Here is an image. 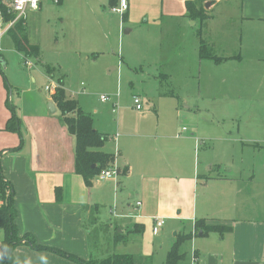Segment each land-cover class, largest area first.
I'll use <instances>...</instances> for the list:
<instances>
[{"label":"crops","instance_id":"1","mask_svg":"<svg viewBox=\"0 0 264 264\" xmlns=\"http://www.w3.org/2000/svg\"><path fill=\"white\" fill-rule=\"evenodd\" d=\"M138 1L129 0V9ZM187 2H193L196 12L204 9L207 17H196V12L191 15ZM145 12L154 13L161 40L173 30L177 33L172 50L165 54L166 60L174 62L160 66L163 79L174 71L200 70L202 77L204 71L218 70L224 87L220 96L241 109L237 116L245 118L246 110L258 114L257 109L264 105V0H205L204 4L202 0H159L147 5ZM187 25H199V31H189ZM132 30L127 28L125 33ZM27 37L37 45L32 33L27 31ZM202 39L221 61L200 57ZM0 60L6 66L2 55ZM21 60L32 74L33 62L28 67L23 54ZM50 77L54 81V75ZM31 80H35L33 75ZM52 84L69 93L62 79ZM53 94L49 91L48 104L40 102L21 114L8 99V110L0 112V161L14 188L16 226L21 235L32 234L43 246L88 260L95 257L94 243L99 245L102 239L94 241L92 231L101 227L106 236H114L116 242L125 245L141 239L142 252L134 255L153 264L154 256L145 248L146 234L151 226L156 227V219L162 218L165 222L158 233L175 230L173 244L180 232L192 231L189 264H264V164L225 162L230 160V153L243 155L246 148L264 152V134L249 132L248 136L236 137L210 132L201 137L189 134L185 127L179 135H169L159 130L141 131L136 126L113 136L114 150L106 145L110 136L94 126L106 137L100 150L113 157L109 167H117L119 176L117 180L96 177L88 184L76 171V137L64 117L54 115L61 110ZM51 101L55 112L49 108ZM11 106L19 120V130L15 131L7 129ZM218 140L224 144L226 158L205 159L201 166L197 147L212 145V150ZM88 219L93 221L92 228ZM199 219L231 228L223 236L217 232L196 234ZM2 240L0 231V248ZM14 254L19 264H80L54 250H35L27 244L18 246Z\"/></svg>","mask_w":264,"mask_h":264},{"label":"rangeland","instance_id":"2","mask_svg":"<svg viewBox=\"0 0 264 264\" xmlns=\"http://www.w3.org/2000/svg\"><path fill=\"white\" fill-rule=\"evenodd\" d=\"M158 2L139 0L121 15L111 12L110 0H63L60 4L43 0L41 10L28 13L27 18V31L32 33L39 47V56L29 57L34 64L32 74L22 65V54L16 51L9 33L0 40V53L6 61V66L1 65L0 70V112L8 110V99L20 114L25 109L33 110L40 102L48 104L46 86L62 79L69 89L68 94L92 116L95 128L110 136L106 145L114 150L113 136L119 130L129 131V127L136 126L141 131L159 130L169 135H179L184 127L189 134H201V137L210 132H214V136L236 137L248 136L249 132L258 133L256 136L264 134V105L257 109L258 114L255 110H246L245 118L238 117L241 109L220 96L224 87L218 70L204 71L202 77L200 70L170 72L167 80L160 76L164 72L160 70L162 62L165 65L174 62L166 60L165 54L172 50L177 33L173 30L165 36V41L161 40L162 31L154 23V13L145 12L147 5ZM148 16L149 20L145 21ZM3 27L0 11V32ZM127 28H132V32L126 34ZM186 28L199 31V25ZM52 74L54 81L50 77ZM244 83L243 80L242 86ZM57 86L52 85L54 94ZM71 92H76L75 96ZM134 95H140L143 110L135 108ZM102 96L106 97L105 101ZM54 115L63 116L62 112ZM211 146L199 144L197 147L196 157L201 166L207 162L205 159L226 158L221 140L216 141L215 149L210 150ZM228 158L226 164H264V152L248 148L243 155L230 153ZM87 222L92 228L93 221L88 219ZM103 232L105 229L101 227L92 231L94 241L102 238L99 245L93 241L95 258H104L114 252H142L141 239L125 245L116 242L114 236L102 235ZM174 232L158 233V229L151 226L146 234L145 248L154 256L153 264L165 262ZM190 246L191 241L183 250L189 253ZM184 264H189V259Z\"/></svg>","mask_w":264,"mask_h":264},{"label":"trees","instance_id":"3","mask_svg":"<svg viewBox=\"0 0 264 264\" xmlns=\"http://www.w3.org/2000/svg\"><path fill=\"white\" fill-rule=\"evenodd\" d=\"M117 0H110L111 5H116ZM203 4L205 0H202ZM191 15L196 12L193 2H187ZM1 8V5H0ZM194 11V12H193ZM205 19L204 9L195 14ZM194 17V16H193ZM195 18V17H194ZM27 22L21 20L9 31L16 51L23 54L24 59L30 56H39V47L30 43L27 37ZM0 55H2L0 53ZM200 57L210 58L217 62L222 58L216 55L212 48L202 39L200 45ZM1 70V60H0ZM53 101L61 110L64 122L69 131L76 137V171L82 174L88 184L105 168H108L113 157L100 150L106 141V137L94 128L92 116L86 113L79 102L70 97L62 86H58L56 93L52 95ZM12 107V116L8 121L7 129L19 130V120ZM231 227L215 224H207L205 219H199L195 223V233L209 234L217 232L223 236ZM0 231L3 240L0 248V264H19L15 258V250L18 246L27 244L35 250H54L59 254L80 264H150L134 254L112 253L104 258L91 257L82 259L62 250H55L39 244L32 234L21 235L16 226L15 192L12 183L5 177L0 161ZM121 236V234H119ZM193 239V233L182 231L167 253L163 264H184L189 259V253L183 250V246ZM184 261V262H183Z\"/></svg>","mask_w":264,"mask_h":264},{"label":"built area","instance_id":"4","mask_svg":"<svg viewBox=\"0 0 264 264\" xmlns=\"http://www.w3.org/2000/svg\"><path fill=\"white\" fill-rule=\"evenodd\" d=\"M56 4H60L61 0H52ZM43 0H0V11H1V19L3 22V29L0 32V39L3 35L9 33V31L16 25L17 22L24 20L27 22L28 13L33 11H38L41 8ZM129 9V0H119L118 4L111 6L110 10L113 13L124 15ZM24 63L31 67L33 64L28 58L24 59ZM53 85V84H52ZM52 85L46 86V89L50 92L52 91ZM58 87V86H57ZM53 92V91H52ZM101 99L103 101L106 100V97L102 96ZM133 102L135 108L137 110H142L143 100L140 95L133 96ZM186 129V128H184ZM119 176V170L115 166H111L109 168L103 169L97 176L98 179L101 180H117ZM138 206L141 205V202L137 203ZM164 219L157 218L156 219V229L164 224ZM197 258L194 255L193 260L195 261Z\"/></svg>","mask_w":264,"mask_h":264},{"label":"water","instance_id":"5","mask_svg":"<svg viewBox=\"0 0 264 264\" xmlns=\"http://www.w3.org/2000/svg\"><path fill=\"white\" fill-rule=\"evenodd\" d=\"M126 32H128V31L126 30ZM49 108L52 112H55L57 110L55 104L52 101L49 103ZM200 234H202V233H200Z\"/></svg>","mask_w":264,"mask_h":264}]
</instances>
